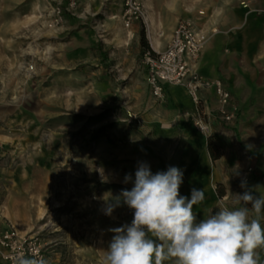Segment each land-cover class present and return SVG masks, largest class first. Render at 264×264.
<instances>
[{
  "label": "rangeland",
  "instance_id": "obj_1",
  "mask_svg": "<svg viewBox=\"0 0 264 264\" xmlns=\"http://www.w3.org/2000/svg\"><path fill=\"white\" fill-rule=\"evenodd\" d=\"M137 1L143 18L126 27V0H0V225L40 237L52 264H101L112 229L134 211L122 199L106 208L140 163L166 171L186 129L199 132L145 83L146 52L162 50L181 19L207 34L201 55L237 109L233 123L211 116L205 135L219 148L224 192L211 213L236 193L264 195V0ZM153 25L159 49L147 38Z\"/></svg>",
  "mask_w": 264,
  "mask_h": 264
},
{
  "label": "clouds",
  "instance_id": "obj_2",
  "mask_svg": "<svg viewBox=\"0 0 264 264\" xmlns=\"http://www.w3.org/2000/svg\"><path fill=\"white\" fill-rule=\"evenodd\" d=\"M131 179L125 176V182ZM182 183L178 167L153 174L140 163L131 189H122L116 205L105 210L111 215L122 199L134 211L130 224L112 229L101 264H264V195L236 193L231 207L226 198L197 222L193 206L204 201V189L192 188L189 198L180 195ZM14 264L47 261L20 254Z\"/></svg>",
  "mask_w": 264,
  "mask_h": 264
},
{
  "label": "built area",
  "instance_id": "obj_3",
  "mask_svg": "<svg viewBox=\"0 0 264 264\" xmlns=\"http://www.w3.org/2000/svg\"><path fill=\"white\" fill-rule=\"evenodd\" d=\"M74 0H70L72 6ZM203 11H199L202 14ZM264 16V8L259 10ZM54 24L61 20V9L57 5L52 10ZM123 21L128 27L133 20L142 19L143 12L137 0H126ZM208 39L207 34L187 19L179 20L171 31L169 40L160 51L145 54V83L150 94L157 101H166L169 87L177 86L185 90L194 111L186 113L193 126L205 135L209 134L211 116L225 123H233L237 109L233 103L232 90L221 78H206L199 70L198 60ZM207 93L213 95L215 105L211 106ZM248 170V175L251 173ZM29 258L47 257L45 243L40 237L22 235L12 225H0V259L6 264H14L17 255Z\"/></svg>",
  "mask_w": 264,
  "mask_h": 264
},
{
  "label": "crops",
  "instance_id": "obj_4",
  "mask_svg": "<svg viewBox=\"0 0 264 264\" xmlns=\"http://www.w3.org/2000/svg\"><path fill=\"white\" fill-rule=\"evenodd\" d=\"M208 59H206L205 54H200L198 60V67L200 72L207 76L208 78H221L220 76H215L214 69L209 65ZM217 72V71H216ZM206 77V78H207ZM262 83L264 84V74L262 76ZM223 79L226 83V79ZM230 86V84L228 83ZM231 90L232 87L230 86ZM264 89V88H263ZM233 94V93H232ZM206 96L209 98V102L213 103L214 98L211 93H207ZM173 104L176 102L184 114L194 111V106L188 97L185 90L181 87L172 86L167 90L166 102ZM215 102V101H214ZM183 119V115H180ZM192 126V125H191ZM170 127V126H169ZM185 129V128H184ZM183 137L182 149L174 161V166L178 167L183 172V183L180 186V195L187 196L190 198L191 189H204L205 199L201 204L193 206V211L196 215V220L199 222L204 219L214 205L218 201V195L216 192V182L220 181V170L217 164L212 161L208 149L207 140L205 137L201 136L193 128L186 129V133ZM216 163H218L216 161ZM261 255L264 256L261 251ZM166 264H171V262H166Z\"/></svg>",
  "mask_w": 264,
  "mask_h": 264
},
{
  "label": "bare ground",
  "instance_id": "obj_5",
  "mask_svg": "<svg viewBox=\"0 0 264 264\" xmlns=\"http://www.w3.org/2000/svg\"><path fill=\"white\" fill-rule=\"evenodd\" d=\"M120 30H122V29H120ZM119 29H118V31H120ZM125 33H126V35H125V39H123V40H121L122 42H124L125 44L127 43V41L130 39V37H131V31H129V30H125ZM160 36H162V33H161V31H157L156 29H155V26L153 25L152 27H148V30H147V38H148V40H149V43H150V45L153 47V49H159L160 47H161V45H162V41L160 40ZM165 127H168L169 125H164ZM200 133V135L201 136H203V137H205V134L204 133H201V132H199ZM11 218H12V220H13V222H14V224H15V226L21 231V232H25V229H23V228H21L20 226H18V223H17V221H16V219H15V217L14 216H11Z\"/></svg>",
  "mask_w": 264,
  "mask_h": 264
},
{
  "label": "trees",
  "instance_id": "obj_6",
  "mask_svg": "<svg viewBox=\"0 0 264 264\" xmlns=\"http://www.w3.org/2000/svg\"><path fill=\"white\" fill-rule=\"evenodd\" d=\"M207 149H208L209 155H210L212 160H216L220 157L219 148H217V146L213 143L211 138L207 139ZM217 195H218V197H222L224 195L223 190L217 191ZM214 211H215V209H214Z\"/></svg>",
  "mask_w": 264,
  "mask_h": 264
}]
</instances>
